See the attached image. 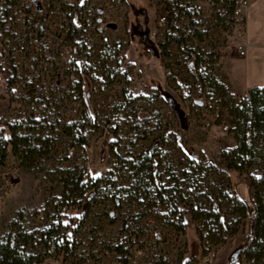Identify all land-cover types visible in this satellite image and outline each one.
<instances>
[{
    "label": "rangeland",
    "instance_id": "1",
    "mask_svg": "<svg viewBox=\"0 0 264 264\" xmlns=\"http://www.w3.org/2000/svg\"><path fill=\"white\" fill-rule=\"evenodd\" d=\"M153 10L149 0H117L105 9L101 42L88 67L89 98L83 112L63 117L55 128L34 131L48 138L49 145L48 154L31 169L13 154L0 161V237L15 219L14 230L32 237L28 253L45 255L42 264H199L211 253L227 264L244 246L238 243L247 234L248 221L237 200L250 209L253 190L235 173L222 172L225 155L237 146L228 112L242 96H222L212 84L213 79L221 83V66L214 57L237 54L233 41L221 36L203 48L186 47L200 56L202 89L192 73L194 64L176 42L163 57L168 67L160 61L158 41L148 31ZM85 110L92 117L84 116ZM156 140L160 184L167 198L178 205L186 202L189 210L179 212L162 203L141 168ZM115 150L133 161L120 159ZM65 170L83 171L97 194L76 231L66 234L70 252L63 260L56 251L63 241L54 235L45 249L39 233L56 224L63 212L57 179ZM243 170L255 185L264 175L256 164ZM194 205L197 219L190 220L187 214ZM202 210L207 214L200 217ZM62 222L64 235L67 221ZM183 224L186 233L177 229ZM240 261L251 263L244 255Z\"/></svg>",
    "mask_w": 264,
    "mask_h": 264
},
{
    "label": "built area",
    "instance_id": "2",
    "mask_svg": "<svg viewBox=\"0 0 264 264\" xmlns=\"http://www.w3.org/2000/svg\"><path fill=\"white\" fill-rule=\"evenodd\" d=\"M149 2L154 19L148 31L158 43L177 36L186 47L203 48L208 40L222 36L232 39L239 56L245 55L238 38L245 35L247 0ZM116 4L117 0H0V161L13 154L15 137L32 129L55 128L63 117L83 112L103 12ZM214 59L218 66L219 57ZM215 260L211 253L199 264Z\"/></svg>",
    "mask_w": 264,
    "mask_h": 264
},
{
    "label": "trees",
    "instance_id": "3",
    "mask_svg": "<svg viewBox=\"0 0 264 264\" xmlns=\"http://www.w3.org/2000/svg\"><path fill=\"white\" fill-rule=\"evenodd\" d=\"M124 1L122 0V2ZM171 42H176L180 51L188 55V59L194 64L192 71L194 79L197 84L202 86L204 78L197 72L201 63L200 56L187 50L183 38L173 36L167 37L163 43L156 42L159 48L160 61L168 67L163 57L169 55L166 50ZM212 84L218 88L222 96H226L228 92L223 84L216 82L214 79ZM201 88L203 89L204 87L202 86ZM155 91V95L164 100L160 90ZM228 114L232 117L230 121V125L232 126L230 133L234 135L237 146L233 151L225 155L227 165L222 169V172L227 174L228 172H233L237 177L243 178L248 184L249 189L253 190V195L250 198V209L239 198L237 200L241 206L240 209L244 218L248 221V231L246 236L238 243L240 244L242 242L244 244L243 248L227 264H240V257L242 255L251 264H262L264 259V175L256 185L252 184L249 177L244 174L243 167L244 165L252 166L256 164L264 168V87L248 89L241 97L240 102L234 108H231ZM84 116L92 117L88 110H85ZM36 130L38 129L28 130L27 133L30 134L15 137L10 145L12 153L21 161V166L27 170L31 169L35 164L40 163L39 159L48 154V138H41L42 136L35 135L34 131ZM42 130L40 129V131ZM159 144L160 140H156L147 150L141 168L146 169L152 191L156 193V197L162 203L172 204L179 212L189 210L186 202L182 201L178 205L175 201L167 198V191L160 184L159 168L161 167L162 159L158 152ZM114 153L120 159L128 162L133 161V158L130 157L122 158L117 150ZM59 174L60 176L57 181L62 186V203L60 206L63 212L56 224L52 225L47 231L40 232L39 234L40 243L45 249H48L50 245L48 242L51 241L50 239L54 235H57V241H61V243L63 241V244L56 247V251L64 260L70 252L68 243L64 242L65 236L69 231H76L79 226V219L88 213L91 207V201L97 194V186L90 183L88 176L83 171L75 172L65 170L60 171ZM209 200L212 204L215 203L210 197ZM197 209L198 206L194 205L192 211L187 214L190 220L197 219L195 215ZM206 214L207 212L202 210L199 216L202 217ZM19 215L17 216L19 217ZM137 218L135 217L134 219ZM63 219L67 221L64 235L60 233L63 227ZM15 221L13 219L9 223L8 227L10 229L0 237V264H42L46 258L45 255L33 256V254L28 253V247L33 242L32 237L25 232L22 233L19 230H14V226L17 225ZM177 229L186 233L187 226L183 224V226ZM198 238L201 245L202 239L200 237ZM120 253L122 254L124 252L120 251ZM201 253H204L202 246ZM190 261L194 262L195 258L191 257ZM123 262L126 264V260H123Z\"/></svg>",
    "mask_w": 264,
    "mask_h": 264
},
{
    "label": "crops",
    "instance_id": "4",
    "mask_svg": "<svg viewBox=\"0 0 264 264\" xmlns=\"http://www.w3.org/2000/svg\"><path fill=\"white\" fill-rule=\"evenodd\" d=\"M247 1L245 35L239 38L245 44L246 53L240 57L231 51L219 60L218 79L235 96H243L253 87H264V0ZM212 264H226V261L219 257Z\"/></svg>",
    "mask_w": 264,
    "mask_h": 264
}]
</instances>
